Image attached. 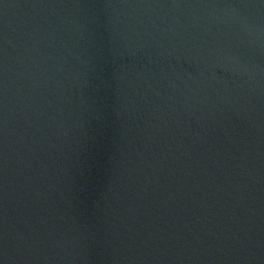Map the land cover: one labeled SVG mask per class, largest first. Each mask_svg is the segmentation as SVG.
<instances>
[{
  "label": "water",
  "instance_id": "1",
  "mask_svg": "<svg viewBox=\"0 0 264 264\" xmlns=\"http://www.w3.org/2000/svg\"><path fill=\"white\" fill-rule=\"evenodd\" d=\"M0 264H264V0H0Z\"/></svg>",
  "mask_w": 264,
  "mask_h": 264
}]
</instances>
